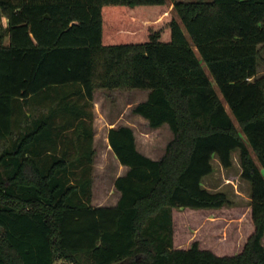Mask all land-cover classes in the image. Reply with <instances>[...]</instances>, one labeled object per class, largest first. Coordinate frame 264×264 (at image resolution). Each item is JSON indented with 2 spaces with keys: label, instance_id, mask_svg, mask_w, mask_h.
<instances>
[{
  "label": "trees",
  "instance_id": "1",
  "mask_svg": "<svg viewBox=\"0 0 264 264\" xmlns=\"http://www.w3.org/2000/svg\"><path fill=\"white\" fill-rule=\"evenodd\" d=\"M173 4L179 18L167 0H0V264H264V0ZM97 88L148 89L133 111L174 133L153 158L132 126L109 128L129 166L112 205L92 203ZM235 151L255 227L242 250L175 246V207L232 203L203 181Z\"/></svg>",
  "mask_w": 264,
  "mask_h": 264
},
{
  "label": "rangeland",
  "instance_id": "2",
  "mask_svg": "<svg viewBox=\"0 0 264 264\" xmlns=\"http://www.w3.org/2000/svg\"><path fill=\"white\" fill-rule=\"evenodd\" d=\"M167 3L173 15L179 18L173 0H167ZM6 26L7 17L0 12V32L5 33L4 39L8 42ZM257 68V74H264V45L260 48ZM146 96L147 89L143 88L95 89L93 204L104 200L112 202L115 199L114 180L117 175V158L108 140L109 127L126 123L133 125L138 135L139 149L156 158L165 154L169 141L174 137L169 123L165 122L159 127H152L144 116L133 111V107ZM233 157V166L225 168L215 156L213 158L215 169L203 181V184L211 190L226 191L232 203L217 208L175 207L173 210L175 246L188 247L197 240L200 246L210 248L218 254H235L242 250L255 227L251 208V186L240 176L238 151L233 153ZM54 264L72 263L58 258Z\"/></svg>",
  "mask_w": 264,
  "mask_h": 264
},
{
  "label": "crops",
  "instance_id": "3",
  "mask_svg": "<svg viewBox=\"0 0 264 264\" xmlns=\"http://www.w3.org/2000/svg\"><path fill=\"white\" fill-rule=\"evenodd\" d=\"M259 75V74H258ZM137 89V88H136ZM148 89H147V95H148ZM147 97V96H146ZM227 105V104H226ZM127 125H130V126H132L133 127V125H131V124H129V123H126ZM159 127V126H158ZM110 128V127H109ZM134 132H135V135H136V142H137V146H138V135H137V132H136V130L134 129ZM139 148V147H138ZM142 151V150H141ZM144 152V151H143ZM144 153H146V154H148L149 156H151V157H153V158H156V157H154V156H152V155H150L149 153H147V152H144ZM116 155V154H115ZM116 158H117V164H116V171H117V175H116V177H118L119 175H122V174H124V173H126L127 172V170H128V168H129V166L128 165H126V164H123L119 159H118V157L116 156ZM116 177H115V179H116ZM114 186H115V180H114ZM114 195H115V199H114V201H112V202H108V201H101V202H98V203H95L96 205H112V204H115L117 201H118V199H119V197H120V195H121V191L115 186V191H114ZM106 196V195H105Z\"/></svg>",
  "mask_w": 264,
  "mask_h": 264
}]
</instances>
